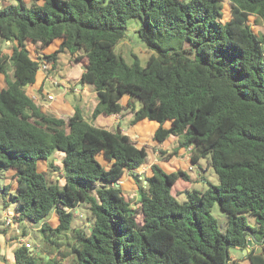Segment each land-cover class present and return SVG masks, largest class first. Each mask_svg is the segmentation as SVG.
<instances>
[{
  "label": "trees",
  "instance_id": "1",
  "mask_svg": "<svg viewBox=\"0 0 264 264\" xmlns=\"http://www.w3.org/2000/svg\"><path fill=\"white\" fill-rule=\"evenodd\" d=\"M31 4L0 0V40L10 47L0 50V74L13 70V79L0 84V169L11 173L4 210L13 206L21 237L33 225L55 254L40 256L24 243L14 263L264 264V32L251 24L252 17L264 23V0H228L227 20L226 0ZM133 18L151 51L145 65L115 50ZM65 52L84 63L74 82L93 86V120L133 114L132 126L157 122L156 141L178 139L170 156L192 147L193 164L206 170L200 166L206 159L219 184L194 189L187 171L168 172L160 164L143 181L135 171L149 151L129 133L96 126L79 104L68 118L44 112L27 88L43 61L55 71ZM57 152L61 166L52 160ZM49 159L63 184L41 169ZM127 172L138 200L120 184ZM216 203L227 215L226 229L213 215ZM81 206L88 224L73 227ZM249 241L245 257L232 259L231 248L248 249Z\"/></svg>",
  "mask_w": 264,
  "mask_h": 264
},
{
  "label": "rangeland",
  "instance_id": "2",
  "mask_svg": "<svg viewBox=\"0 0 264 264\" xmlns=\"http://www.w3.org/2000/svg\"><path fill=\"white\" fill-rule=\"evenodd\" d=\"M6 2H15L16 0H5ZM28 5H32L31 4V0H26ZM225 16H224V20H227L229 18V8H228V0H226V7H225V12H224ZM251 24L253 27L254 32L256 33H261L264 32V23L260 18H256V17H252L251 18ZM140 26V19L139 18H133L129 21L128 24V28L126 31V37L119 42V44L116 46V51L118 53H122L124 58L126 59V61L131 62L132 61V57L135 55L137 56L142 65H145L147 60L149 59V56L151 55V51L148 49L147 43L144 42L138 34V29ZM29 47H31L30 45H28ZM56 48V46L51 47L49 50H47V52H51L52 50H54ZM0 50L3 53H9L10 52V47L8 46V43H5L4 41L0 40ZM32 52L34 55H37V51L32 49ZM82 53H78V55H80ZM82 67V63L79 61H76L74 58V55L70 54L69 52H65L63 54L60 55V59H59V64H58V68L59 71H50V73L46 74L45 72H40L38 74V79L42 81V89L45 88L46 91H43V93L41 92V90H39L38 86H35L37 89L36 94H34L35 92L32 91V89L28 88V92L29 94H31V96L35 99V100H39V105L42 106V98L43 97H47L48 99H46L45 103H51L52 101L55 100L54 104L52 105H46L44 108V112H46L47 114H50L52 116H56V117H62V118H68L69 115H71V110L70 108H66L65 109V102L66 99L67 101H69L68 103L71 104L74 107V103L76 102H80L81 104L83 103V99H82V92L84 90H79L76 86L75 83L70 82H66V85H69V87H67L66 85H64L66 88H68V93L66 94L64 97L62 98L61 95L63 94V89H61L55 82H60L63 77L67 74V75H71L74 76L71 79H77L79 77H77L79 75V73H75V71L79 72L80 69ZM61 71L63 73H61ZM58 73V74H57ZM55 79H53V77ZM13 79V70L11 69L8 73V76H5L4 74H0V84L1 86H5L6 85V79ZM78 80V79H77ZM87 90H85V96H88L90 92L93 91V89L90 86H87ZM32 88V87H31ZM70 88H72L70 90ZM79 90V91H78ZM73 93V94H72ZM46 94V96L44 95ZM52 95L54 96L53 99H50L49 96ZM61 97V98H59ZM59 99V100H58ZM127 97H124L122 102L123 104H126L127 102ZM96 102H98V99L96 98ZM60 103L61 105H64L62 107H56V103ZM57 103V104H58ZM135 108L139 109L142 106V103L139 99L135 98ZM70 109V110H69ZM85 110L87 111L85 113V115H88L89 118H92V113L90 115L89 108H85ZM74 111V110H72ZM127 112V110H126ZM105 119V121H103L102 123L104 124L103 127L111 129V130H117L118 128L123 127L124 129H121V131H125L128 132L133 138L134 140L137 142L138 145L140 146H146L148 151H149V156L147 158L146 163L139 168L138 170L135 171V174L139 175V177L144 181V179L146 178V176H148L151 172V167L153 164H160L161 166H163L165 168L166 171L168 172H173L176 171L178 169H183L185 171H187L191 177L194 180L193 183V188L194 189H201V190H205L208 186L209 183L212 184H219V179H218V175L216 174L215 170L213 167H208L207 164V160L203 159L200 163V166H202L203 168H206V170H202L201 168H199V166L193 164L191 157H192V153L191 151L185 152L184 150V154L179 153L178 155L171 157L170 153L175 149V147L178 144V139H171L168 140L166 143H164V145H160V143L158 141H156L154 139V132L158 127V123L154 122V121H147L144 120L136 125L131 124V120L133 119L134 115L131 114L129 117H127L126 119H123L120 117V115H117L115 118L117 120H120L121 126L114 124L111 125L109 124V121H107V117L103 116ZM93 120V119H92ZM170 122L166 123V127L170 126ZM161 151H166L167 153L162 154ZM187 151V150H186ZM63 157L62 153H56L53 157V162L55 166H61V159ZM48 162H44L42 163V170L46 173L47 177L53 181H55L56 179L59 178V181L61 184L64 183V179L60 178L59 176H61V172H59V170L54 169L53 167L50 166V160ZM98 159L102 162L105 163L106 160L103 158L102 155L98 156ZM10 172H5L2 171L0 169V217L3 215L4 213V193H3V188L6 185L9 184H13V180L12 177L10 175ZM121 186L123 187L124 191L126 192V194H128L129 197L134 198V200H138L139 199V194H138V190H137V185L135 182V178L134 176L127 172L124 177L122 178L121 181ZM176 192V190H175ZM178 199L180 201H184L186 199L185 195H180L178 197ZM10 209H12L11 207H9ZM89 211L87 209H85V207L81 206L79 209H77L75 211V219L73 220L72 224L73 227H75L76 225L78 226H86L88 224L87 221V217H88ZM213 215L219 220L220 222V226L221 229H226L227 224H228V218L225 212H223L219 205L216 203L213 207ZM53 220L55 221V217L53 216ZM248 220L249 222H253L255 223V219L253 218V216H248ZM14 225L10 224H6L9 227H12L13 232H15L16 230V226L17 225L15 223V220L13 219ZM87 222V223H86ZM15 226V227H13ZM0 228H6L5 230H9L10 228L5 226L4 220L1 219L0 220ZM1 229V230H3ZM23 230L21 228V234L23 233ZM27 232V240L28 242H30L32 244V251H36L37 252V248L40 249V251L42 252V254L40 256H46V255H50L51 254H55L54 251H52L51 249V245H49L48 243L45 242L44 237L42 235L41 232L37 231V228L34 227L33 225H28L27 224V228L25 230ZM13 232H8V233H12L11 236H14L11 238V241H13L15 239V241L12 242L11 244V248H7L8 250L6 256L8 257L7 260L5 261L4 256H0V258L2 259V264L5 262H8L9 264H14L13 261V256H14V251L17 247V243H18V239H17V234L13 233ZM14 234V235H13ZM19 234V233H18ZM20 236H23L21 235ZM19 238V237H18ZM23 238V237H21ZM9 240L6 241V243L8 245H10ZM69 240L66 239V243ZM67 247V246H65ZM56 246H53V249H56ZM231 255L238 253L239 251L236 250L235 248H231ZM241 256V254H240ZM237 258H240L239 256H237ZM4 260V261H3ZM38 263H40V260L37 259ZM66 262V261H65Z\"/></svg>",
  "mask_w": 264,
  "mask_h": 264
},
{
  "label": "crops",
  "instance_id": "3",
  "mask_svg": "<svg viewBox=\"0 0 264 264\" xmlns=\"http://www.w3.org/2000/svg\"><path fill=\"white\" fill-rule=\"evenodd\" d=\"M79 53H82V52H79ZM60 59V58H59ZM82 63V67H81V69H80V71L79 72H77V71H75V73H79V75L77 76V77H81V74H82V72H83V70H84V63L83 62H81ZM58 64H59V61H58ZM57 68H58V66H57ZM57 68L55 69V71H59V69L57 70ZM61 73H63L62 71H61ZM38 74H39V72H38ZM58 74V73H57ZM53 77V79H55L54 78V76H52ZM72 77H74V76H71L70 74L69 75H65L64 77H63V79L60 81V82H55L61 89H63L64 91H63V94L61 95V97L63 98L66 94H69L68 93V88H66L64 85H66V82L68 83V82H72V83H75L76 84V86H77V88L79 89V90H84L83 92H82V99H83V103L81 104L80 102H76V103H74V107L71 105V104H69L68 102L69 101H67V99H66V102H65V109L66 108H70V109H72V110H74L75 111V106H76V104H79L80 106H81V108L83 109V114H84V116H85V118H87L88 120H90V121H92L96 126H99V127H103V121H105V120H103V119H105L104 117H103V115H100L99 117H97L96 119H94V120H92V118H89V116L88 115H85V113L87 112L86 110H85V108H89V111H91L90 112V115H91V113H92V111L94 110V108H95V106L97 105V103L98 102H96L97 100H96V98H97V96H96V93H95V90H94V88H93V86H91V85H85V86H83L82 84H77L76 82H74V80H77V79H79V78H77V79H71V80H69L70 78H72ZM35 86H38L39 87V90H41V92L43 93V91H46V89L45 88H41L42 86V81L41 80H39L38 79V75H37V81H36V83L34 84ZM34 85H32V86H30V87H28V88H30V89H32V91L33 92H35L34 94H36V87L34 86ZM67 87H69V85H66ZM87 86H90L92 89H93V91L92 92H90L89 93V95L88 96H85V90H87ZM32 87V88H31ZM28 88H27V91H28ZM72 88H70V90H71ZM89 89V88H88ZM78 90V91H79ZM73 94V93H72ZM31 95V94H30ZM45 96H46V94H44ZM61 97H59V98H61ZM46 99H48L47 97H43L42 98V106H41V108L43 109V111H44V108L43 107H45L46 105H52V104H54V102H55V100H56V98H55V100L54 101H52L51 103H45V101H46ZM64 99H65V97H64ZM59 100V99H58ZM58 103V102H57ZM56 103V107H62L63 105H64V103H63V105H61L60 103H58L57 104ZM38 105H39V102H38ZM40 106V105H39ZM69 109V110H70ZM71 110V113L73 114L74 113V111H72ZM71 114V115H72ZM70 116V115H69ZM117 116V114L116 115H111V116H109V117H107L108 119H107V121H109V124H111V125H114V124H117V125H119V126H121V123H120V120H117L115 117ZM105 128V127H104ZM108 129V128H107ZM121 129H124L123 127H121ZM111 130V129H110ZM123 132V131H122ZM125 132V131H124ZM128 133V132H127ZM171 139H177L176 137H170L168 140H171ZM167 140V141H168ZM167 141H165L164 143H166ZM164 143H160V145H164ZM57 153H59V152H57ZM180 153L181 154H184V150H181L180 151ZM63 154V153H62ZM13 206H11V208H12ZM6 212H14L15 213V211L13 210V208L12 209H10V208H8V209H6V210H4V213H3V215L0 217V220L1 219H3L4 218V215H5V213ZM4 223H5V221H4ZM17 225H15V226H13V227H15L16 228V230H15V232H13V230L14 229H12V227H9L8 225H6V223H5V226L6 227H8V228H10L9 230H5L6 228H0V256H4V259H5V261L7 260V256H6V254H7V252H8V250L6 249V247L7 248H11V244H12V242L13 241H15V239L13 240V241H11V238L12 237H14V236H11V234L12 233H8V232H13V233H15V234H17V236L19 237H17V239L19 240L18 241V243L16 244L17 245V247L19 246V245H21L22 244V238H21V236H20V234H21V227H20V225H19V223H17V222H15ZM12 225H14V222L12 223ZM1 229H3V230H1ZM19 233V234H18ZM14 235V234H13ZM25 238H27V237H25ZM7 240H9V241H11L10 242V245H8L7 243H6V241ZM17 247L16 248H14L15 250L17 249ZM251 248H252V245H249V248L247 249L248 251H250L251 250ZM257 248V247H256ZM236 250H238L239 252L238 253H235V254H233V255H231V257H232V259H237V256H239L241 259H243L244 257H245V255L248 253V251H247V253H244V250H242V249H240V248H235ZM30 250H32V249H30ZM15 252V251H14ZM14 254V253H13ZM240 254H241V256H240ZM2 259L0 258V264H2ZM4 261V260H3ZM4 261V263L3 264H9L8 262H5ZM13 261H14V259H13ZM244 263H247V261L245 260L244 261ZM15 264V263H14Z\"/></svg>",
  "mask_w": 264,
  "mask_h": 264
},
{
  "label": "built area",
  "instance_id": "4",
  "mask_svg": "<svg viewBox=\"0 0 264 264\" xmlns=\"http://www.w3.org/2000/svg\"><path fill=\"white\" fill-rule=\"evenodd\" d=\"M50 70H51V66L49 63L47 62H42L41 65H40V68H39V71L40 72H45L46 74L50 73ZM33 98V97H32ZM50 99H53L54 96L50 95L49 96ZM34 99V98H33ZM35 100V99H34ZM35 102L38 104L39 100H35ZM187 150V151H186ZM185 152H188V151H191L192 150V147H189L188 149H186ZM15 217V213L14 212H6L5 215H4V218L3 220L5 221L6 224L10 225L13 223V219ZM22 244H26V246L28 248H32V244L30 242H28L27 238H22Z\"/></svg>",
  "mask_w": 264,
  "mask_h": 264
},
{
  "label": "water",
  "instance_id": "5",
  "mask_svg": "<svg viewBox=\"0 0 264 264\" xmlns=\"http://www.w3.org/2000/svg\"><path fill=\"white\" fill-rule=\"evenodd\" d=\"M117 132L120 134V133L122 132V131H121V128H118V129H117ZM251 244H252L251 241H249V245H251ZM247 251H248V250L245 249V250H244V253H247Z\"/></svg>",
  "mask_w": 264,
  "mask_h": 264
}]
</instances>
